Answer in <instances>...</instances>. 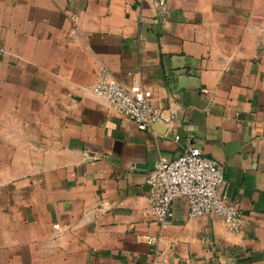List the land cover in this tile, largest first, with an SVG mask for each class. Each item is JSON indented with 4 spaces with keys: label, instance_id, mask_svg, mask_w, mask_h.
<instances>
[{
    "label": "crops",
    "instance_id": "0c3cea01",
    "mask_svg": "<svg viewBox=\"0 0 264 264\" xmlns=\"http://www.w3.org/2000/svg\"><path fill=\"white\" fill-rule=\"evenodd\" d=\"M102 68L174 117L138 129ZM263 135L264 0H0V264H264ZM190 147L237 233L183 197L154 221L147 174Z\"/></svg>",
    "mask_w": 264,
    "mask_h": 264
},
{
    "label": "built area",
    "instance_id": "2783aa9c",
    "mask_svg": "<svg viewBox=\"0 0 264 264\" xmlns=\"http://www.w3.org/2000/svg\"><path fill=\"white\" fill-rule=\"evenodd\" d=\"M166 2L153 0L154 7L160 12L164 11ZM91 92L132 120L140 130L151 129L154 124L167 125L175 115L173 110L162 111L153 107L139 88H124L103 68L99 69ZM178 138L175 137L176 140ZM222 182L221 166L212 158L204 156L199 148L190 147L171 161L159 157L146 177L150 213L154 221L165 228L172 217V202L183 197L190 217H219L229 231L237 233L241 222L240 212L218 196ZM141 241L148 246L156 245L153 237L143 236ZM159 254L157 251L156 255Z\"/></svg>",
    "mask_w": 264,
    "mask_h": 264
},
{
    "label": "water",
    "instance_id": "95a60500",
    "mask_svg": "<svg viewBox=\"0 0 264 264\" xmlns=\"http://www.w3.org/2000/svg\"><path fill=\"white\" fill-rule=\"evenodd\" d=\"M156 125H158V124H154V126H156Z\"/></svg>",
    "mask_w": 264,
    "mask_h": 264
}]
</instances>
